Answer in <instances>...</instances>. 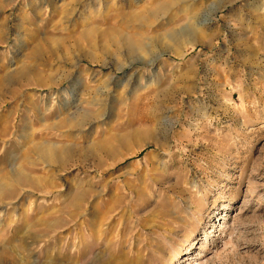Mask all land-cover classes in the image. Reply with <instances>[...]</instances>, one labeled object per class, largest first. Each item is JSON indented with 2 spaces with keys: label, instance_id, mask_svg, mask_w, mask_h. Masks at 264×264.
<instances>
[{
  "label": "rangeland",
  "instance_id": "rangeland-1",
  "mask_svg": "<svg viewBox=\"0 0 264 264\" xmlns=\"http://www.w3.org/2000/svg\"><path fill=\"white\" fill-rule=\"evenodd\" d=\"M0 183V264H264V0H0Z\"/></svg>",
  "mask_w": 264,
  "mask_h": 264
},
{
  "label": "bare ground",
  "instance_id": "bare-ground-1",
  "mask_svg": "<svg viewBox=\"0 0 264 264\" xmlns=\"http://www.w3.org/2000/svg\"><path fill=\"white\" fill-rule=\"evenodd\" d=\"M228 3V2H227ZM226 4V3H225ZM224 4V5H225ZM25 71H20L19 72V75L20 74H23ZM17 74V73H16ZM5 135H6V133L5 134H2L1 135V137H5ZM146 136V135H145ZM149 137V136H148ZM3 140V139H2ZM41 142V141H40ZM152 144L154 147H155V151L156 152H158L160 155H162V153L161 152H163L164 151V148H163V146H162V144H160L158 141H156V140H154V139H152L150 142H145V141H143L142 143H140L139 145H138V148H137V151L136 152H138V151H140L143 147H145V146H147L148 144ZM42 145V144H41ZM43 145H45V143L43 144ZM53 146V145H52ZM48 147V146H47ZM34 149H36L37 151H39L40 152V154H41V156H42V158H43V160H44V158H45V160H49V162H53V163H59L60 162V159L56 156V153H55V150L53 149V148H49V149H43V146L41 147V146H39V147H36L35 148V146H34ZM36 151V152H37ZM68 151L69 150H64V154L66 155V157H67V155H68ZM37 154H38V152H37ZM40 157V156H39ZM163 157V156H162ZM26 159V158H25ZM42 160V159H41ZM148 160V159H147ZM164 163V166H166L167 164L165 163V161L163 162ZM25 167V166H24ZM4 172V171H3ZM10 172V171H9ZM8 172V173H9ZM7 173V174H8ZM12 173V172H11ZM20 173H22V171H20ZM6 174V175H7ZM25 174V173H24ZM6 175L4 176V178L6 179ZM9 175H12V174H9ZM23 175V174H22ZM22 175H20V174H18L17 176H16V178L15 179H17V181H19V182H26L25 184H28L29 182H28V180L25 178V177H23ZM26 176V175H25ZM28 178V177H27ZM8 179V178H7ZM9 187V186H8ZM11 194H13L11 191H10V195ZM9 197V193H8V191H7V189H6V186L3 184V183H0V200H3L4 198H8ZM99 232H102L103 233V231H99ZM194 242V241H193ZM83 245H81V247H82Z\"/></svg>",
  "mask_w": 264,
  "mask_h": 264
}]
</instances>
